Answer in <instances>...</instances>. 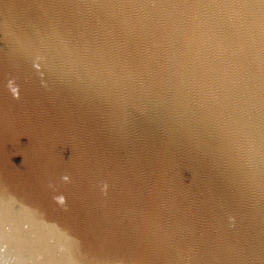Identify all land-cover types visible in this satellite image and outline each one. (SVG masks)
Returning <instances> with one entry per match:
<instances>
[{
  "label": "water",
  "instance_id": "1",
  "mask_svg": "<svg viewBox=\"0 0 264 264\" xmlns=\"http://www.w3.org/2000/svg\"><path fill=\"white\" fill-rule=\"evenodd\" d=\"M0 264H264V0H0Z\"/></svg>",
  "mask_w": 264,
  "mask_h": 264
},
{
  "label": "clouds",
  "instance_id": "2",
  "mask_svg": "<svg viewBox=\"0 0 264 264\" xmlns=\"http://www.w3.org/2000/svg\"><path fill=\"white\" fill-rule=\"evenodd\" d=\"M63 180H64L65 182H68V181L70 180V177H69V176H64V177H63ZM103 191L105 192V194L107 193V185L104 186Z\"/></svg>",
  "mask_w": 264,
  "mask_h": 264
}]
</instances>
